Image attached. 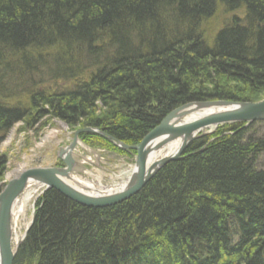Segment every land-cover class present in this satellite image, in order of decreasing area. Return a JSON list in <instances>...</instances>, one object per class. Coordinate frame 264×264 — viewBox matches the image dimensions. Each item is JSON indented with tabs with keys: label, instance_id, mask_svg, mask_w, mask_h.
I'll return each mask as SVG.
<instances>
[{
	"label": "trees",
	"instance_id": "obj_1",
	"mask_svg": "<svg viewBox=\"0 0 264 264\" xmlns=\"http://www.w3.org/2000/svg\"><path fill=\"white\" fill-rule=\"evenodd\" d=\"M218 6L243 19L209 46L203 27ZM6 64L74 83L52 93L38 73L25 101L0 94V144L15 124L51 118L135 146L180 106L264 92V0H0ZM263 126H220L114 206L45 191L13 264H264Z\"/></svg>",
	"mask_w": 264,
	"mask_h": 264
},
{
	"label": "rangeland",
	"instance_id": "obj_2",
	"mask_svg": "<svg viewBox=\"0 0 264 264\" xmlns=\"http://www.w3.org/2000/svg\"><path fill=\"white\" fill-rule=\"evenodd\" d=\"M242 12L241 9L235 12H226L218 6L212 18L204 24L203 28L206 33L205 43L211 46L218 31L226 26L230 19H243ZM6 67L7 68L3 69L0 67V70H2V72H0V94L3 98L10 97L11 99H7L10 100V102L25 101V94L28 87L30 84L34 83L33 79L39 76V74H41L42 82L45 85L41 84V89L46 90L47 88V90H50L49 92L52 93L56 92L58 88H69L74 83L73 80L66 78L55 82L52 81V79L48 81V76L44 75L45 72H38L39 74H32L31 72L28 76L25 75V72H20L18 69H11L7 64ZM51 68L50 65L47 67L49 73L52 70ZM3 71L11 74L12 77L10 79H5V76L2 77ZM25 83H27V86H25ZM262 100H264V92L255 96L252 102H259ZM24 104L25 103H20L19 105L24 106ZM188 118L189 116L182 119V121L186 122ZM81 129L86 128L78 127L70 129L63 122L51 118L41 119L35 123L32 121L30 125H25L22 122L15 124L4 137H2L3 139L0 144V155L3 156L5 160L2 169L3 176L0 183V193L10 181L18 178L23 171L33 168H62L61 161L58 159V151L69 146L73 141L75 132ZM218 129L219 127L203 129L198 133V138L195 140L209 138L211 135L215 134ZM94 130L103 133L101 130ZM261 131H264V126L261 128ZM261 133L263 132H259V135ZM81 134H90L92 136H98L104 141L107 140L105 137L98 134ZM81 134L78 135V142L72 151V156L77 162V165L70 174L71 178L74 181L81 180L82 182L89 183L95 188H99L100 186L104 188L101 189L102 191L114 190L121 184L126 183L133 170L135 154L132 157H128L110 150L103 142H94L93 139H89L90 141H83L79 138ZM183 154L181 156H183ZM71 184L80 188L83 193H89L88 189L81 188V185H76L73 181ZM29 192H32V198L24 205V217L18 222V225H20L18 233L22 238L31 221L33 223L36 204L45 191L44 188L38 184H29L22 195L17 199L15 205L21 202L24 195ZM99 192L100 191H97V194H99ZM22 238L18 243L19 246L25 239V237L23 240ZM18 244H12V248L16 247Z\"/></svg>",
	"mask_w": 264,
	"mask_h": 264
},
{
	"label": "water",
	"instance_id": "obj_3",
	"mask_svg": "<svg viewBox=\"0 0 264 264\" xmlns=\"http://www.w3.org/2000/svg\"><path fill=\"white\" fill-rule=\"evenodd\" d=\"M187 116L191 118V121L183 122L182 119ZM256 122H264V100L259 102L214 100L189 103L174 109L136 146H127L91 128L78 130L74 134L72 143L58 151V159L63 163L62 168H33L23 171L18 178L10 181L0 193V264H13L17 253L19 244L12 248L11 242L12 211L17 199L29 184H39L44 187V191L53 189L83 207L106 208L114 206L139 193L164 165L181 158V155L198 138V133L203 129L216 128L225 124L249 125ZM81 133L98 134L120 150L136 151L132 173L122 191L112 195L90 196L67 183V181L71 183L73 181L70 174L77 162L72 156V151L78 142V135ZM178 140L181 141V146L176 154L147 167L148 159L154 153ZM31 224L32 221L28 229Z\"/></svg>",
	"mask_w": 264,
	"mask_h": 264
},
{
	"label": "bare ground",
	"instance_id": "obj_4",
	"mask_svg": "<svg viewBox=\"0 0 264 264\" xmlns=\"http://www.w3.org/2000/svg\"><path fill=\"white\" fill-rule=\"evenodd\" d=\"M193 118H195V117H193ZM187 121L188 122L191 121V118H188ZM180 146H181L180 140L167 144L165 147H163L162 149H160L159 151L154 153L148 159L147 167H151L152 165H154L155 163H158L162 159L168 158V157L176 154L178 149L180 148ZM73 182L76 185H79V186L81 185L80 186L81 188L88 189L89 193H87V195H90V196H102V195L105 196V195H109V194L110 195L116 194V193L122 191L126 187V184H127V183H123L118 188H116L114 190L110 189V190L102 191L101 189H104V188H101L100 186H99V188H95L91 184L86 183V182H82L81 180H75V181L73 180ZM67 183L70 186H72L73 188L82 192L80 190V188L75 187L73 184H71V182L67 181ZM31 184H35V183H31ZM35 185H37V184H35ZM97 191H100L99 194H97ZM94 193H96V194H94ZM31 198H32V192H29L26 195H24V197L21 199V202H18V204L13 206V211H12V240H11L13 245L18 244L22 238V236H20L18 233V231L20 229V225H18V222H20V219L24 217V211H23L24 205L27 202H29V200Z\"/></svg>",
	"mask_w": 264,
	"mask_h": 264
}]
</instances>
